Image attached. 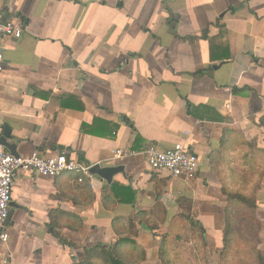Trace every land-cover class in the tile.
<instances>
[{
    "label": "crops",
    "instance_id": "crops-1",
    "mask_svg": "<svg viewBox=\"0 0 264 264\" xmlns=\"http://www.w3.org/2000/svg\"><path fill=\"white\" fill-rule=\"evenodd\" d=\"M0 12L23 28L0 39V135L10 128L18 155L124 168L111 183L95 175L94 188L19 171L0 264L81 261L83 248L116 241L114 220L135 226L138 264H164L161 239L182 204L220 256V158L264 149V0H0ZM179 141L198 156L189 180L153 171L144 153ZM256 202L264 238V176Z\"/></svg>",
    "mask_w": 264,
    "mask_h": 264
},
{
    "label": "trees",
    "instance_id": "trees-1",
    "mask_svg": "<svg viewBox=\"0 0 264 264\" xmlns=\"http://www.w3.org/2000/svg\"><path fill=\"white\" fill-rule=\"evenodd\" d=\"M245 144L249 146V149L242 153L238 152V157L233 155L228 159L223 156L220 158L223 162L228 161L230 166L228 173H218L221 181V191L226 196L224 245L220 253L221 262L219 264H225L227 258L231 257V253L237 250L234 242L236 234H238V230L236 231L238 222L243 221L244 223L243 236H247V223H251L256 232L259 229V221L256 216V200L261 179L264 176V149L255 148L254 144ZM236 163L238 166L233 167V164ZM162 209L161 204L156 206V210ZM180 217L185 218L182 214H180ZM76 218L77 221H75ZM73 219L71 221L81 222L77 216H74ZM185 220L198 229L200 239L206 242L205 229L201 222L195 220L192 214L187 215ZM163 221L164 218L160 220V222ZM134 228L135 226L131 223L114 220L113 229L118 235L116 241L109 245L97 244L90 248H83L84 258L72 264H138L142 259L141 251L137 242L130 237V234H137ZM60 238L63 244L73 245L71 242H67L64 237L61 236ZM166 239L167 234H164L160 243V258L164 264H173L169 261L168 250L165 248ZM251 247L254 249L255 246L251 245ZM254 252L256 264H264V256L260 251L255 249Z\"/></svg>",
    "mask_w": 264,
    "mask_h": 264
},
{
    "label": "built area",
    "instance_id": "built-area-1",
    "mask_svg": "<svg viewBox=\"0 0 264 264\" xmlns=\"http://www.w3.org/2000/svg\"><path fill=\"white\" fill-rule=\"evenodd\" d=\"M22 24L18 19H4L0 12V39H19L22 35ZM5 59L0 48V74L4 70ZM150 168L155 172H166L175 178L192 179L198 171V156L183 141L176 142L170 148H161L153 143L144 151ZM127 156L126 152L114 153V159ZM94 164H86L70 159L66 151L46 156L35 150L28 155L15 156L0 143V239L7 241L9 234L4 223L11 207V190L14 178L19 171L32 170L40 175L56 178L64 173L74 174L76 183L90 181L94 188V174L90 168Z\"/></svg>",
    "mask_w": 264,
    "mask_h": 264
},
{
    "label": "rangeland",
    "instance_id": "rangeland-1",
    "mask_svg": "<svg viewBox=\"0 0 264 264\" xmlns=\"http://www.w3.org/2000/svg\"><path fill=\"white\" fill-rule=\"evenodd\" d=\"M181 207L183 209L181 214L185 218L192 214L191 207L187 204H182ZM185 218H181L180 215L176 216L167 227V233L165 232L167 234L165 248L168 250L169 261L173 264H219L221 259L218 251L209 252L207 241L204 242L200 239L198 229ZM216 218L217 224H219V217L216 216ZM243 226V221L237 223L238 234H236L234 242L237 250L231 253L232 258L229 256L225 264H256L255 249L264 256V238L258 236L259 232L255 231L256 229L251 223H247V236H243ZM215 240L211 239V243H214ZM251 245L255 246L254 249ZM260 245L261 247H259Z\"/></svg>",
    "mask_w": 264,
    "mask_h": 264
},
{
    "label": "water",
    "instance_id": "water-1",
    "mask_svg": "<svg viewBox=\"0 0 264 264\" xmlns=\"http://www.w3.org/2000/svg\"><path fill=\"white\" fill-rule=\"evenodd\" d=\"M213 67L217 68L218 66ZM10 140V128L8 126H5L2 134L0 135V143L3 144L11 154L18 156V152L16 151L17 143L10 142ZM90 172L94 175H97L101 180H105L106 182L111 183L113 176L118 172H124V168L122 165L100 166L99 164H94L90 168ZM12 213L13 209H10L9 215L4 223V226H6L10 221Z\"/></svg>",
    "mask_w": 264,
    "mask_h": 264
}]
</instances>
